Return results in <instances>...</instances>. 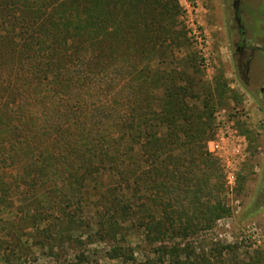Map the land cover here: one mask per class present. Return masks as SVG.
Returning a JSON list of instances; mask_svg holds the SVG:
<instances>
[{
    "label": "trees",
    "instance_id": "obj_1",
    "mask_svg": "<svg viewBox=\"0 0 264 264\" xmlns=\"http://www.w3.org/2000/svg\"><path fill=\"white\" fill-rule=\"evenodd\" d=\"M124 1L128 0H0L4 8L0 18L19 11L9 28L0 22V29L6 27L0 38L10 44L19 39L22 50L14 48L12 54L18 56L26 72L19 82L16 80L21 86L16 94L10 80L0 78V169H5L0 174V190L3 196L14 191L18 197L22 184L33 188L30 196L35 201L32 210L36 219L37 208L54 209L60 201L88 199L87 180L107 168L118 177L121 195L124 189L133 197L145 190L152 194L154 204L152 212L135 213L126 209V200L100 195L102 211L116 215L114 218L140 213L139 226L153 247L152 257L137 260L135 248L125 240L117 242L119 232L111 229L116 219L105 225L99 222L103 233L99 237L115 242L105 258L118 261L115 264H212L203 251L196 252L192 242H168L210 229L217 219L230 213L221 198L224 180L219 162L204 149L210 137L202 135L201 129L194 136L184 132L197 128L196 123L200 128L209 125L201 119L211 107L210 100L200 102L192 84L189 89L180 85L184 78L179 75L169 78L171 91L163 92L167 98L162 95L165 100L157 104V112L148 97L139 103L129 100L134 89L147 94L144 81L150 75V65L161 62L152 57L101 61L104 33L108 39L120 22L121 27L133 29L134 17L119 7ZM128 45L129 49L134 47L129 41ZM13 55L2 60L0 54V69L6 62L13 63ZM155 75L153 84L161 89L166 76ZM104 88L107 92L101 91ZM118 91L126 92L121 101L115 97ZM188 97L198 104L193 107ZM200 106L205 111L199 117L192 109ZM191 110L194 116L188 114ZM32 125L34 142L26 134ZM163 127L170 132H158ZM134 145L139 147L138 157L123 151L127 148L131 152ZM107 161L109 166L105 167ZM104 192L111 195L115 189L108 187ZM54 196L59 201L53 200ZM259 197L264 201V174ZM2 201L0 197V204ZM42 223L40 219L32 228L49 233ZM71 237L69 241L74 240ZM76 257L79 263L87 264L84 250Z\"/></svg>",
    "mask_w": 264,
    "mask_h": 264
},
{
    "label": "rangeland",
    "instance_id": "obj_2",
    "mask_svg": "<svg viewBox=\"0 0 264 264\" xmlns=\"http://www.w3.org/2000/svg\"><path fill=\"white\" fill-rule=\"evenodd\" d=\"M128 1L119 3V7H125L129 16L134 17L133 29L121 27L120 22L119 26H113L114 32L108 39L104 33L99 57L104 64L115 58L159 59L161 64L152 62L150 75L144 81L145 88H149L147 94L144 96L142 89H134L129 98L131 102L139 103L141 98L145 102L148 97L155 112L158 111L157 104L164 98L163 92L166 89L171 91L169 78L178 75L184 78L180 84L184 88L189 89L192 84L200 102L210 100L209 110L205 111L202 106L192 109L199 117L205 111L201 121H208L209 125L200 128L196 123L197 128L184 129V132L188 131L192 136L199 134L201 129L202 135L210 137L205 141L204 149L219 162L224 180L221 198L230 209L229 215L217 219L212 228L196 230L186 240L174 238L168 242L190 241L196 252L203 251L212 264H254V260H258L256 264H264V201L259 197L264 174V100L259 102L258 98L262 82L255 81V86L247 89L238 66L246 56L252 55L258 61L257 72L264 75V0ZM1 9L4 8L0 7V14ZM236 10L244 27L243 37L234 17ZM7 14L8 18H0L6 26L15 22L19 11ZM119 19H122L121 15ZM5 30L6 27L0 29V33ZM243 38L249 48L241 56L236 50V42ZM13 40L14 44H10L0 38L2 60L13 55L14 48L21 52L19 39ZM128 41L134 43L132 49H129ZM13 58V63L5 61L0 78L6 76L16 94L21 88L16 80L19 82L26 72L18 63V56L13 55ZM155 74L166 76L161 89L153 84ZM107 90L101 89L103 92ZM125 94L118 91L115 97L121 101ZM18 98L16 100L20 101ZM187 100L193 103V107L198 104L196 99L188 97ZM31 108L34 109L35 104ZM124 108L129 109L127 105ZM192 110L188 114L194 116ZM34 127L26 133L31 142L35 141ZM158 132L170 131L163 127ZM123 151L138 157L139 147L134 145L131 152L127 148ZM108 166L107 161L105 167ZM210 168L215 175L218 174L212 165ZM1 170L5 169H0V174ZM118 181L116 175L104 168L87 180L88 199L60 201L54 209L37 208L36 219L33 216L35 209L32 210L35 201L30 196L33 188L22 184L17 191L18 197L14 196V191H7L8 197L3 196L0 190L3 199L0 204V264H86L79 263L76 257L82 250L88 256L87 264L118 263L105 258V252L115 242L101 239L99 233L101 236L103 233L97 225L115 219L111 229L119 232L117 242L123 244L125 240L126 245L135 248L137 260L143 262L152 257L150 249L153 247L145 239V231L137 220L140 213L136 216L131 213L127 218L120 214L114 218L116 215L102 211L98 198L104 193L108 200L111 197L126 200L123 204L132 212H152V194L133 190L137 193L133 197L130 190L124 189L121 195ZM108 187H113L115 193L106 194L104 191ZM52 199L59 201L55 196ZM171 208L174 209L173 205ZM39 218L43 220L41 226L48 228L49 233L32 228ZM123 233L126 236L120 235ZM71 236L73 241L68 240Z\"/></svg>",
    "mask_w": 264,
    "mask_h": 264
},
{
    "label": "flooded vegetation",
    "instance_id": "obj_3",
    "mask_svg": "<svg viewBox=\"0 0 264 264\" xmlns=\"http://www.w3.org/2000/svg\"><path fill=\"white\" fill-rule=\"evenodd\" d=\"M239 11H234V17L236 19V23L240 28V32L244 34V27L241 22V19L238 18ZM236 50L239 51V54L241 56H244L243 53H247V50L249 48V44L245 41L243 38L240 42H236ZM260 58V57H259ZM257 58H254L252 55H248L245 57L243 62L238 64L240 66V74H241V80L243 84L246 86L247 89H251L253 86H255V81H261L262 85L258 90V98L259 102H262L264 100V75L258 73V61H256ZM257 65V66H256ZM249 91V90H248Z\"/></svg>",
    "mask_w": 264,
    "mask_h": 264
}]
</instances>
